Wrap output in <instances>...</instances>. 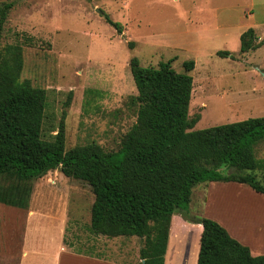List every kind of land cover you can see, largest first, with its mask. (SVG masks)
Instances as JSON below:
<instances>
[{
	"label": "rangeland",
	"instance_id": "rangeland-1",
	"mask_svg": "<svg viewBox=\"0 0 264 264\" xmlns=\"http://www.w3.org/2000/svg\"><path fill=\"white\" fill-rule=\"evenodd\" d=\"M13 2L0 47L22 49L20 80L46 91L42 138L51 140L63 121L65 150L91 143L117 152L135 123L137 92L130 60L189 73L193 89L191 130L264 116V0H0ZM122 25V32L105 17ZM252 28L261 47L241 54L239 36ZM128 43H132L131 49ZM228 51L235 58H221ZM264 160V140L254 147ZM35 195H72L94 199L83 181L59 169L34 179ZM190 203L172 214L166 264H187L196 251L198 223L210 219L241 244L264 252V197L247 185L205 182L192 189ZM31 238V230L29 232ZM175 244V245H173ZM254 252V251H253ZM191 262V261H190Z\"/></svg>",
	"mask_w": 264,
	"mask_h": 264
},
{
	"label": "trees",
	"instance_id": "trees-1",
	"mask_svg": "<svg viewBox=\"0 0 264 264\" xmlns=\"http://www.w3.org/2000/svg\"><path fill=\"white\" fill-rule=\"evenodd\" d=\"M13 5H0V39ZM105 21L121 34V23L107 16ZM258 39L252 28L242 32L239 52L261 47ZM216 55L235 58L228 51ZM171 62L153 68L130 60L138 110L117 152L95 143L65 150L63 121L51 140L42 138L46 91L20 80L21 47H0V203L27 208L32 181L59 169L90 187L94 234L135 235L141 239L140 259L157 264L170 218L190 203L197 184L235 182L264 196V160L254 151L264 140V116L191 130L199 121L188 116L194 62L182 64L184 73L175 72ZM193 221L202 227L196 264H264V255L253 257L217 222Z\"/></svg>",
	"mask_w": 264,
	"mask_h": 264
},
{
	"label": "crops",
	"instance_id": "crops-1",
	"mask_svg": "<svg viewBox=\"0 0 264 264\" xmlns=\"http://www.w3.org/2000/svg\"><path fill=\"white\" fill-rule=\"evenodd\" d=\"M72 197L62 194L35 195V185L32 183L27 208L0 203V264H142L139 237L94 234L90 227V211L94 199L90 204H82L85 201L79 197L77 201L80 204L74 209ZM171 222L172 216L165 252L157 259V264L167 262L171 234L175 248L179 249L181 244L172 233ZM198 228L199 240L202 229L200 224ZM243 246L248 248L253 257L264 255V252L257 253L256 248L251 250L248 245ZM197 254L198 243L195 253L187 259V264H196Z\"/></svg>",
	"mask_w": 264,
	"mask_h": 264
},
{
	"label": "water",
	"instance_id": "water-1",
	"mask_svg": "<svg viewBox=\"0 0 264 264\" xmlns=\"http://www.w3.org/2000/svg\"><path fill=\"white\" fill-rule=\"evenodd\" d=\"M142 264H144V260H142Z\"/></svg>",
	"mask_w": 264,
	"mask_h": 264
}]
</instances>
